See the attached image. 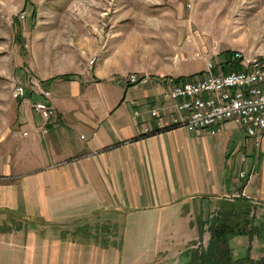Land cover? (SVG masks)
Here are the masks:
<instances>
[{
    "label": "crops",
    "instance_id": "1",
    "mask_svg": "<svg viewBox=\"0 0 264 264\" xmlns=\"http://www.w3.org/2000/svg\"><path fill=\"white\" fill-rule=\"evenodd\" d=\"M132 31L113 27L79 60L47 57L28 76L36 82L28 97L11 98L0 138V264H134L124 259L128 242L151 264L169 249L150 242L186 249L200 238L194 212L208 222L219 202L243 192L264 218V135L258 147L231 121L215 134L174 125L182 113L167 90L178 81L137 59ZM132 73L148 82L123 78ZM44 91L55 108L47 122L34 108ZM251 166L242 188L239 172ZM210 237L205 230L199 242Z\"/></svg>",
    "mask_w": 264,
    "mask_h": 264
},
{
    "label": "rangeland",
    "instance_id": "2",
    "mask_svg": "<svg viewBox=\"0 0 264 264\" xmlns=\"http://www.w3.org/2000/svg\"><path fill=\"white\" fill-rule=\"evenodd\" d=\"M113 27L123 32L133 30L127 40L134 45L137 59L174 78L196 79L207 72L208 61L215 73L223 65L237 70L241 67L235 58L237 51L253 60H264V0H0V138L8 131L13 115L11 98L19 101L28 97L27 88L36 83L28 76L35 74L39 63L47 57L51 62L69 57L79 60L88 47L100 46ZM149 34L154 37L151 45L144 38ZM115 84L122 87L123 83ZM16 85L26 88L23 98L13 97ZM252 205L256 215V204ZM193 215L191 225L199 231L198 225L205 219L200 220L202 214L197 212ZM206 230L211 233L208 226ZM249 238L237 235L229 239L235 259L248 255ZM150 243L169 249L167 256L163 252L154 256L151 264H181L191 257L189 250L201 251L208 245L190 242L185 249L177 242ZM122 245L120 240L119 248ZM133 246L127 243L124 259L133 256L134 264H149L143 262L145 255L138 258L133 254ZM263 255L264 239H256L253 257Z\"/></svg>",
    "mask_w": 264,
    "mask_h": 264
},
{
    "label": "built area",
    "instance_id": "3",
    "mask_svg": "<svg viewBox=\"0 0 264 264\" xmlns=\"http://www.w3.org/2000/svg\"><path fill=\"white\" fill-rule=\"evenodd\" d=\"M234 54L240 60L239 70H221L215 73L213 63L208 61L204 75L192 80L178 81L168 88L167 96L176 102V107L182 113L174 120V125H183L190 129L204 128L210 134H215L217 125L231 121L244 127L247 135L253 137L259 147L264 135V60H253L238 51ZM196 55L201 56L199 52ZM96 61L97 57H92L89 64L93 65ZM126 78L134 83H146L149 79L147 76L141 78L136 73L129 74ZM13 94L14 98H23L26 88L16 85ZM42 94L44 99L36 102L34 108L47 122L55 115V108L51 103V92L44 91ZM43 131L47 132V128L44 127ZM247 158L246 153L241 154L242 162ZM254 171L255 166L240 170L242 188L248 184L255 174ZM240 195L228 197L231 199ZM243 195L245 196V192Z\"/></svg>",
    "mask_w": 264,
    "mask_h": 264
},
{
    "label": "trees",
    "instance_id": "4",
    "mask_svg": "<svg viewBox=\"0 0 264 264\" xmlns=\"http://www.w3.org/2000/svg\"><path fill=\"white\" fill-rule=\"evenodd\" d=\"M221 69L224 72L232 71L226 69L225 65ZM239 69L240 67L237 70ZM70 76L66 74L63 77L70 78ZM181 80H184V77L176 78V81ZM248 200L247 197L240 195L233 198L232 202L227 200L219 202L220 205L208 221L209 223L201 221L198 225L200 238L194 243L202 241L207 224L211 232L208 245L201 251L189 250L192 251L189 252L191 257L181 264H264V256L255 259L247 255V257L235 259L229 245V239L237 235H247L251 242L254 238L264 239V218L259 222L256 221V215L251 213L253 205ZM251 247L252 245L250 249Z\"/></svg>",
    "mask_w": 264,
    "mask_h": 264
}]
</instances>
